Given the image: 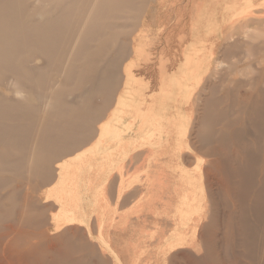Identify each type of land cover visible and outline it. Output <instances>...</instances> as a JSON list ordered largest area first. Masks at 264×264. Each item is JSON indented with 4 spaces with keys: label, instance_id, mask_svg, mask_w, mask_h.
<instances>
[{
    "label": "bare ground",
    "instance_id": "6f19581e",
    "mask_svg": "<svg viewBox=\"0 0 264 264\" xmlns=\"http://www.w3.org/2000/svg\"><path fill=\"white\" fill-rule=\"evenodd\" d=\"M25 1L0 0V264H264V0Z\"/></svg>",
    "mask_w": 264,
    "mask_h": 264
},
{
    "label": "rangeland",
    "instance_id": "374dc122",
    "mask_svg": "<svg viewBox=\"0 0 264 264\" xmlns=\"http://www.w3.org/2000/svg\"><path fill=\"white\" fill-rule=\"evenodd\" d=\"M35 0H27L24 2L23 4V9H22V12L23 14L25 15H32L33 14V11H34V8H37L38 10H43L46 11H51V13H48V14H44L48 17H53V18H57L58 16V8L56 9L55 7L60 4V3H63L64 5H67L68 7H71L73 10L74 8L76 7V5L78 4L77 1L78 0H61V1H58V0H39L38 2H33ZM122 28H117V30H121ZM114 46V45H112ZM32 103H35L37 100L32 98L30 100Z\"/></svg>",
    "mask_w": 264,
    "mask_h": 264
}]
</instances>
